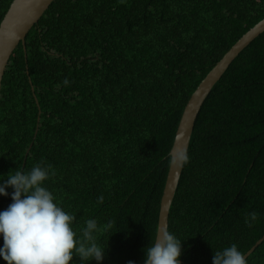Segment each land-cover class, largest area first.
Instances as JSON below:
<instances>
[{
	"label": "trees",
	"instance_id": "16d2710c",
	"mask_svg": "<svg viewBox=\"0 0 264 264\" xmlns=\"http://www.w3.org/2000/svg\"><path fill=\"white\" fill-rule=\"evenodd\" d=\"M13 1L0 0V24ZM263 19L264 0H55L3 78L0 180L51 165L45 186L77 234L97 221L102 264H143L184 109ZM169 231L186 240L180 264H212L233 243L246 254L264 236V33L202 107ZM247 260L264 264V242Z\"/></svg>",
	"mask_w": 264,
	"mask_h": 264
},
{
	"label": "clouds",
	"instance_id": "9594fccd",
	"mask_svg": "<svg viewBox=\"0 0 264 264\" xmlns=\"http://www.w3.org/2000/svg\"><path fill=\"white\" fill-rule=\"evenodd\" d=\"M67 83V81H65ZM177 161L186 163V151L177 153ZM51 165L36 164L30 170L17 169L0 180V196L12 203L0 211V257L7 264H69L78 257L80 264H102L106 249L97 243L98 223L88 219L78 235L73 228L76 217L66 212L45 182L55 176ZM100 201L103 197L99 198ZM257 219V213L249 214ZM247 223V220H246ZM251 226V225H249ZM111 227V224L108 226ZM175 233L161 227L151 243L143 249V264H180L183 242ZM74 264V262H73ZM129 264L134 262L129 261ZM212 264H248L237 244L214 251Z\"/></svg>",
	"mask_w": 264,
	"mask_h": 264
},
{
	"label": "water",
	"instance_id": "95a60500",
	"mask_svg": "<svg viewBox=\"0 0 264 264\" xmlns=\"http://www.w3.org/2000/svg\"><path fill=\"white\" fill-rule=\"evenodd\" d=\"M54 1L55 0H14L12 2L0 24V95L5 72L15 50L22 44L26 51L25 45L28 34L39 23ZM263 33L264 19L244 34L225 54L200 83L188 101L170 151V165L161 199L157 232L161 227H166L169 230L170 211L183 174L185 163L179 161L173 163V160L176 159L177 153L181 151H186L188 156L195 125L207 98L235 59ZM32 91L35 96L34 87H32ZM40 116L41 111H39L38 122H40ZM37 132L38 130H36V135ZM30 147H32V144ZM263 242L264 236L245 254L246 259H248Z\"/></svg>",
	"mask_w": 264,
	"mask_h": 264
}]
</instances>
